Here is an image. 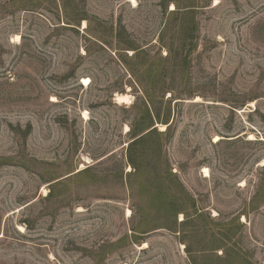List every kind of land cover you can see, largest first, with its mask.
Returning <instances> with one entry per match:
<instances>
[{"label":"rangeland","instance_id":"rangeland-1","mask_svg":"<svg viewBox=\"0 0 264 264\" xmlns=\"http://www.w3.org/2000/svg\"><path fill=\"white\" fill-rule=\"evenodd\" d=\"M152 88L171 127L142 159L196 208L171 231L156 170L129 164ZM187 247L264 264V0H0V264H191Z\"/></svg>","mask_w":264,"mask_h":264},{"label":"trees","instance_id":"trees-1","mask_svg":"<svg viewBox=\"0 0 264 264\" xmlns=\"http://www.w3.org/2000/svg\"><path fill=\"white\" fill-rule=\"evenodd\" d=\"M178 6V5H177ZM180 9L179 7L175 8L172 12L171 15H176L177 10ZM166 11V9H165ZM167 12V11H166ZM193 10L189 11V12H184L186 16L189 15H194ZM84 20V18L82 19ZM183 32L184 34V39L187 40L188 37V30H186L185 32V28H183ZM127 51H135L136 52V57L141 56L142 54H145V52H143V50H140V48L138 47H133V46H128L126 47ZM184 49L182 50V53L179 54V52H175L172 48H169V54L167 56L166 59H164L166 62L167 61H174V60H180V65L183 66L184 68H186L188 66L189 63V55H184ZM153 65L154 63L150 64L148 66V68L143 72L145 73L146 76H148L149 78L152 79V82L154 81H161L162 77H164L161 73L157 74V78H153L152 77V73H154L153 71ZM179 64L177 66H180ZM127 71L130 73V75L132 77H135L136 79H138V81L141 82V79L139 78V73L138 71H136L135 69H133L131 66H127ZM159 72V71H156ZM165 75V73H164ZM154 88H152L151 90H145V94L147 97V105H145V110L142 114V116L140 118H138L136 120V123L134 125L131 126V130H130V135L133 138V141L129 144V151H130V158H129V164L130 166L133 168V170L135 171L134 174L135 175H145V173H147V170L150 168V173L152 172V170H156L154 177H148L149 180L153 178L152 182L153 183V189L151 192V202L153 203V207L155 210H157V213H162L163 214V218H165V220L167 222H165L164 224H162V227L160 226L159 228H164L167 230L172 229V226L170 223L173 221L175 224H177V215L184 213V208H188L191 207L196 210L195 206H194V202L189 198L188 194L186 193V191L184 190L182 184L179 182L177 184L178 186V192L180 190V192L182 191V198H179V196L175 194V196L172 194V192L176 191L173 190L170 184V181L168 180V177H172L173 180L172 182L175 183L176 179L174 180V175L173 174H169L166 173L162 170V168H160L158 166V164H156L154 161H152L150 158L146 160V158H144V160L142 159L145 156L149 155H153L154 153H157V157L159 158V161L161 160V153H162V145L161 142L159 140V136L165 134L168 129L171 127L170 122H169V117L167 116L166 118H161V114L157 111V109L155 108L154 105V100H153V94L151 93V91H153ZM162 89H164V86H162ZM155 121L160 124H164L166 126H168L166 132H159L157 127H155ZM137 146H141L143 148H145V150H143L141 152V154L139 155L138 158H136L137 156L135 154H133V150L135 147ZM159 153V156H158ZM148 154V155H147ZM146 161V162H145ZM173 190V191H172ZM198 211L195 212L194 214L197 215ZM145 216H143L144 218ZM189 217V215L187 216ZM146 219V218H145ZM144 219V220H145ZM148 223V222H147ZM140 234H144L146 233L145 230L142 232H139ZM212 244L213 242L216 240L215 237H213L212 239ZM189 247H187L188 249ZM222 249V247H218V248H214L211 250H207V251H214V250H219ZM206 250L202 251V254L199 256H195L192 251H190L188 249V253L190 255V260H191V264H209L208 262L210 261V259L212 260L213 256H211L210 254L205 252ZM225 257V263L226 264H250L246 259H244L242 257L241 254H239L237 251H235L234 248H229L228 250H226V253L224 254ZM217 261L219 262H224L223 258L217 257ZM217 263V262H216Z\"/></svg>","mask_w":264,"mask_h":264},{"label":"bare ground","instance_id":"bare-ground-1","mask_svg":"<svg viewBox=\"0 0 264 264\" xmlns=\"http://www.w3.org/2000/svg\"><path fill=\"white\" fill-rule=\"evenodd\" d=\"M18 37H19V36H18ZM89 81H90V80L84 79V80H83V85H84L85 87H89V85H90V82H89ZM84 83H85V84H84ZM129 100H130V96H128V95H117V102H118V103H123V102H126V103H127V101H129ZM252 106H254V104H252ZM84 117L87 118V113L84 114ZM162 128H163V130H164L165 126H162ZM251 139H253V137H252ZM217 140H218V139H217ZM203 173H205V177H209V176H210L209 171H208L207 169H205V170L203 171ZM21 230H23V227H21ZM145 247H147L146 244H145Z\"/></svg>","mask_w":264,"mask_h":264}]
</instances>
